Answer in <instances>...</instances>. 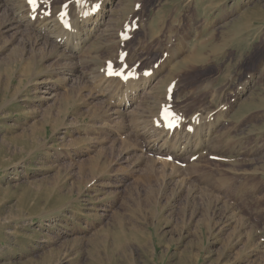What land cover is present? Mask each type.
Wrapping results in <instances>:
<instances>
[{
    "label": "rangeland",
    "instance_id": "obj_1",
    "mask_svg": "<svg viewBox=\"0 0 264 264\" xmlns=\"http://www.w3.org/2000/svg\"><path fill=\"white\" fill-rule=\"evenodd\" d=\"M98 1L39 3L60 19L70 2L74 22ZM120 1L104 20L102 32H113L100 59L81 67L33 33L4 31L0 12V264H264V0ZM123 34L134 38L122 43ZM124 48L140 74L169 54L155 70L158 96L173 88L177 112L204 117L194 131L211 122L207 151L182 159L146 148L139 132L159 123L145 104L155 83L119 103L131 115L111 117L116 100L99 96L101 76L108 62L121 69ZM71 63L101 78L69 83L60 70ZM43 79L58 100L42 99Z\"/></svg>",
    "mask_w": 264,
    "mask_h": 264
},
{
    "label": "bare ground",
    "instance_id": "obj_2",
    "mask_svg": "<svg viewBox=\"0 0 264 264\" xmlns=\"http://www.w3.org/2000/svg\"><path fill=\"white\" fill-rule=\"evenodd\" d=\"M119 1L120 0H118V2H117V0H99L98 3H100V4L97 7L98 8V12L92 13V10L90 8L89 10H91V11H89L87 13L85 12V13H83V15L81 14L82 17H80V14L79 13H78V15L75 13L76 15H75L74 20H73L74 22H71L72 20L70 18L71 21H70L69 24L71 25V29L68 30V29H65L63 27V25L60 23V19L59 18L57 19L56 17H54L53 15H51L52 12L50 13V15H46V12L52 11V9H51L52 8V5H50V4L49 5L48 4L45 5V8H48V10H46L45 13H42L43 7L41 6L40 10L37 11L40 15H37V12H36L35 14L37 15V18L35 19V21H33V19H32L33 18L32 17L33 13L30 11V6L28 5L27 0H0V12L4 13V16L6 17V21H5V23H3L2 28L6 32L7 31H13L14 34H16L18 36L21 35L23 32L33 33V34L36 35V37L39 40H43V41L47 42L48 48L54 49L55 51H58L59 49L62 50V52H63L62 53V56H64V57H70L72 59L81 57L80 60H79V62H78L80 64V67H81V65L82 66H85L89 61L90 62H93L95 59H100V57H99L100 55L99 54L103 50V48L105 46V45L102 44V40L104 38V35H106V32L110 28L109 27L105 28L103 30V32H102L101 29H102V27H104V20L108 17V14L111 15V13L115 10V9H112V8L114 6H116L119 3ZM116 2H117V4H116ZM121 2L122 1H120V4H121ZM69 3H68V5H69ZM40 5H41V3H40ZM121 5H123V4H121ZM120 9H122V8L120 7ZM122 11H124V9H122ZM114 12H116V11H114ZM85 14H87V15L84 16ZM58 17H60V15ZM113 17H114V14H113ZM109 23L111 24V22H109ZM112 24H113V22H112ZM112 24H111V26L114 27V25H112ZM126 26H127V24H126ZM118 27H121V26L119 25ZM113 29L111 27V31ZM116 29H118V28H116ZM121 30H123V29H121ZM108 32H110V31H108ZM112 32H110V33L112 34ZM194 36H196V35H194ZM111 43H115V42H111ZM109 44H110V42H109ZM227 45L228 44H225V46H227ZM109 46H111V45H109ZM203 48H205V47H203ZM219 50H221L220 47H219ZM191 51H192V49H191ZM113 53H114V51H113ZM110 54H111V52H110ZM190 56H191V59H192L193 56L191 54H190ZM200 57L201 56H198L199 59H200ZM10 58L11 57L8 58V61L10 60ZM193 58H195L197 60L196 57H193ZM33 59L34 58L32 57V60ZM195 59H193V60L195 61ZM101 60L104 61L103 59H101ZM184 60H185L184 62L180 63V65H177V66H179L181 68L182 67L185 68L187 66L186 62L189 63V59L186 60L184 58ZM200 60H199V62H200ZM176 61H175V63H176ZM107 62L108 61H106V63ZM190 62H192V61L190 60ZM77 64L71 63L67 67H62V69L60 70V73L63 76H65V78H66L65 80H67L69 83L71 82L72 84H74V83H76L78 81L81 82L82 81L81 78L84 79L83 82H85L86 84H93V83H96L98 81V79H100L102 77L101 80H102L103 83L100 84V85H101V87H103V86L104 87L101 89V91L99 90L100 91L99 92V96H102V97L104 96V97H106V99H107V97H109L110 100H111V98L112 99L114 98V99H117L118 100V101L116 100L115 103L119 107L115 104L114 109H111V111H110L111 112L110 115H111V117L113 119H118L120 117L125 116L123 114L126 111H129L130 108L127 107V110H126L124 106L125 105H129L130 103H128V102H129L130 99H132V96L134 95V93L139 92V90L145 88L147 86V84L148 85H151V84H154L155 83V85L151 88L152 91L149 92L148 95H146V96H148L146 98V100H145V104L148 105L147 109H149L150 111H156L155 113H157V114L160 115V111H161V108L162 107H166V106H169V105H172L173 104L172 102H169V101H167L165 99L162 100L161 97L158 96L159 95V88H160L159 84H162L163 85V81H160L161 78L159 79V77L161 75V74H159V71H154L153 70L151 76H148V77L143 76V74H144L143 73L141 75V77H139L138 79L129 80L128 82L124 83V82H122L119 79L106 77V72H107V69L106 68H105L106 69V72H105V70L103 68L104 72L102 73V76H101V75L97 74V72H96L95 69H93V71L91 73L87 74V73L83 72L82 70H80L79 67H77ZM31 67L32 66L29 63L28 64H25L24 67L22 68V74L24 76H29L32 73V68ZM33 67H35V66H33ZM172 68H174V67H172ZM180 69H178V70H180ZM133 70H130L129 69V71H132V72H133ZM4 71L2 72L3 74H4ZM78 73L82 75L81 78L77 76ZM3 74H1V76ZM37 74H38V72H37ZM10 77H11V75H10ZM170 77H167L166 78V80H167L166 82H168L169 80H171ZM6 79H8V77ZM173 79L171 81H173ZM9 81H10V79H9ZM5 82L7 83L8 81H5ZM40 82H47V83H40L43 86V88H42V94H43L42 99L43 100H48V101H51V100L52 101L53 100L56 101V100H58V96H59V91L58 90L59 89L58 88H53L52 89L51 86H49L48 79L47 80L43 79ZM117 82H119L118 83V88H117L116 91L114 90L115 91L114 92V91H112L113 90L112 88H114V87H112V85H113V83H117ZM169 83H170V81H169ZM8 84H9V82H8ZM167 85H166V88H164V89H166V91H168ZM4 86H3V88H4ZM168 88H170V87H168ZM129 90L130 91L135 90V92H133L131 94L129 92ZM171 91L173 92V88H172ZM4 92H5V89H4ZM102 92H104V94ZM162 93H165V92H162ZM162 93L160 92V95ZM125 94H127V95L124 96ZM95 95H96V93H94L92 95V97H98V98H100L98 95H96V96ZM166 95H163V96H166ZM123 96H124V98H123ZM70 99L71 98H70L69 95H67L66 97H64L65 103L66 102L69 103L70 102ZM235 100H237V99H235ZM105 101L108 103V104H106L107 107H108V105H110L111 103H109L110 101L109 102L107 100H105ZM105 101H102V102L105 104L106 103ZM121 102L122 103H128V104H125L123 107H121L120 104H119ZM131 108H132V110L129 111L127 113V115H131L134 111H136V110H133L134 109L133 107H131ZM135 108L138 109V107H135ZM158 110H159V112H158ZM173 110L179 116H181L182 118H185L186 119V117H184V115L182 113H179V111L177 112L176 109H173ZM181 110H183V109H181ZM144 111H145V109H142V113L143 114L146 112V111L145 112ZM159 115H158V119H156L157 122H159ZM193 115L194 116H192V118L185 120L186 124H190L189 120H192L195 117V115H197L196 116V120H199L201 118H204V117H199V114L193 113ZM147 116H149V115H147ZM152 116H154V113H153ZM206 117H207V115H206ZM136 119L138 120V117ZM147 119L149 120V118H147ZM206 119H205V121L203 123L201 122L200 125L196 126V130L193 133H189V132H186L184 130H182V131H175V132L172 133V132H170L168 130H165L162 126L161 127H158V123L155 124V126H157V128H154V130L156 129L155 131L150 132L149 130H145V131L139 132V133L146 135V137H145L146 138V142H147L146 148L148 150H151L153 153H158V154L165 153V155H167V156L168 155H177V156H182V159H189L190 157L193 158V157L200 156V154L197 155V151H199V152H205V151H207V149L209 148V145L211 143L210 141L213 140V138L211 139V135H212L211 134L212 124H211V122L206 121ZM144 120H145V118H144ZM209 121H211V120H209ZM139 122H141V120ZM195 122H197V121H195ZM195 122L193 123L194 125L192 126L194 128H195ZM205 122H206V124H205ZM141 125H143V124H141ZM143 126H142V128H143ZM201 134L202 135L204 134V136H203V139H204L203 142L201 141V137H202ZM199 141L201 143L198 146L197 144H198Z\"/></svg>",
    "mask_w": 264,
    "mask_h": 264
},
{
    "label": "snow or ice",
    "instance_id": "obj_3",
    "mask_svg": "<svg viewBox=\"0 0 264 264\" xmlns=\"http://www.w3.org/2000/svg\"><path fill=\"white\" fill-rule=\"evenodd\" d=\"M77 2H80V0H77ZM27 3H28L29 5H31L33 11H35L37 8L40 7L39 0H27ZM64 7L67 8L68 5L65 4ZM49 14H50V13H49ZM65 15H67V13H65ZM108 74H109V75H123V73H118V72L113 71V70H112V66H111V64H109V73H108ZM124 78L127 79L126 76H125ZM166 115H167V113H166ZM173 115H174V114H173ZM170 126H171V125H170Z\"/></svg>",
    "mask_w": 264,
    "mask_h": 264
}]
</instances>
